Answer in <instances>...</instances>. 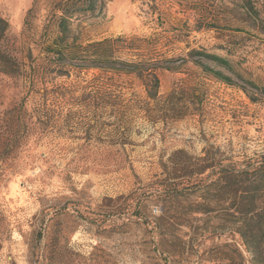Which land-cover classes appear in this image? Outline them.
<instances>
[{
	"label": "rangeland",
	"instance_id": "1",
	"mask_svg": "<svg viewBox=\"0 0 264 264\" xmlns=\"http://www.w3.org/2000/svg\"><path fill=\"white\" fill-rule=\"evenodd\" d=\"M0 17L21 68L0 72V264H213V246L239 243L202 238L214 216L172 232L155 225L167 210L162 181H180L185 166L207 175L264 155V33L242 0H0ZM118 37L130 41L123 60L155 65L156 100L136 74L51 52ZM163 240L180 251L163 253Z\"/></svg>",
	"mask_w": 264,
	"mask_h": 264
},
{
	"label": "trees",
	"instance_id": "2",
	"mask_svg": "<svg viewBox=\"0 0 264 264\" xmlns=\"http://www.w3.org/2000/svg\"><path fill=\"white\" fill-rule=\"evenodd\" d=\"M258 0H242L244 13L253 20L259 30L264 33V18ZM93 2H85V7L93 8ZM60 18L62 32L68 30V13L63 10ZM9 33V24L0 17V72L7 75H19L21 68L18 60L3 49ZM127 39H105L101 42L83 46H55L51 52L59 57L73 60H84L91 67L105 68L136 74L140 79L147 80L146 91L149 98L156 100L160 89V79L157 69L153 64L141 61L123 60L118 56L120 48L129 45ZM123 46V47H122ZM125 48V47H124ZM201 58L214 63L216 66L233 74L236 71L232 62L226 58L207 52H199ZM205 71L213 74L224 82H232L222 71L209 68L202 61H197ZM264 94V89H262ZM180 181L164 180V189L159 197L167 201V210L156 220L155 229L161 228L163 232L176 226H191L194 215L214 216L217 223L203 228L204 236H216L228 232L233 237H238L239 243L227 242L216 244L207 253L205 261L213 264H264V155L258 160L247 163H220L207 175L206 169L196 172L187 166ZM197 200L191 202L192 196ZM185 196V197H184ZM188 202L181 205L180 198ZM166 207V206H165ZM168 213H180L168 215ZM194 216V217H193ZM168 233V232H167ZM234 240V239H233ZM163 253L171 254L180 251L176 241L161 242ZM247 254L248 257L245 255ZM198 264H202V261Z\"/></svg>",
	"mask_w": 264,
	"mask_h": 264
}]
</instances>
